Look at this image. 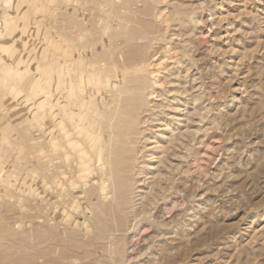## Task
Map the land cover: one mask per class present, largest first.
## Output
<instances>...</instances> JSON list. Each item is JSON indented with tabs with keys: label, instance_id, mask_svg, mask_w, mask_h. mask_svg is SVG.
I'll list each match as a JSON object with an SVG mask.
<instances>
[{
	"label": "rangeland",
	"instance_id": "rangeland-1",
	"mask_svg": "<svg viewBox=\"0 0 264 264\" xmlns=\"http://www.w3.org/2000/svg\"><path fill=\"white\" fill-rule=\"evenodd\" d=\"M194 2L0 0V264H94L89 258L83 261L74 258L77 249L73 242L76 243L77 238L71 233L75 232L77 223L73 222L72 209L62 211L69 225L61 231L64 245L58 243L59 250L52 243L48 247L47 241L53 235L45 231L43 223V107L40 96L43 67L48 62L57 64L62 25H67L68 33L81 27L78 14H87V21L82 26L92 27L85 42L94 38L100 41L96 20L100 25L113 19H116L114 23L120 20L132 33L144 32L157 37L152 45L143 40V43H132L125 49L130 53L134 48L133 53L150 56L147 73L150 72L155 94H159L150 99L156 117L154 115L155 120L151 122L153 128L150 126L151 130L145 131L149 139L146 136L143 145L148 163L153 160L148 180L152 182L157 178L153 185L158 186L166 169L170 173L166 178H172V173L182 165L173 177L171 192L175 197H178L177 192L179 197L185 196L183 207L191 211L190 218L184 217L186 225H177L184 219L183 211L177 207L176 213H182L175 218L178 227L172 224L176 226V233L171 234L175 237H164V241L171 242L164 244L166 254L171 251L175 255L169 252L172 261L168 260L166 264H264V0H207L205 7L210 8L206 12L211 14L207 16L209 25L212 24L210 27L200 25L204 19L203 8L196 7ZM82 7L91 11L77 13ZM193 19L200 23L194 24ZM111 29L108 37L111 33L116 34L114 28ZM200 30L205 38L199 36ZM101 50L96 51L97 54L108 60L112 54L103 47ZM184 56L192 57L190 65H187L188 60L182 61ZM211 59L216 60L214 69ZM186 66H190L187 73ZM198 71L202 72V83L197 78ZM192 96L199 97L200 101L195 104ZM167 102L172 104L171 108ZM182 134L186 138L180 136ZM198 136V139H204L201 144L204 157L202 161L191 160L187 167L180 156L187 152L186 142L188 148L199 146ZM150 153L155 158H151ZM165 155L172 160L166 159ZM157 157L165 162H160ZM199 162L202 171L197 168ZM184 165L188 171L183 170ZM148 186L144 192L150 190L151 184ZM195 208L199 214L191 219ZM141 237L137 245L140 251H136L134 262L148 264L150 261L151 264L159 261L158 253L149 254L152 245L147 243V235ZM86 243L87 239H84L82 244L88 246ZM84 246L82 250L86 255L89 246ZM149 257H153L152 260Z\"/></svg>",
	"mask_w": 264,
	"mask_h": 264
},
{
	"label": "bare ground",
	"instance_id": "bare-ground-1",
	"mask_svg": "<svg viewBox=\"0 0 264 264\" xmlns=\"http://www.w3.org/2000/svg\"><path fill=\"white\" fill-rule=\"evenodd\" d=\"M194 1L197 3V6L192 3L193 6L195 5L196 7L203 8L201 10V15L204 19L203 23L201 22L200 25L204 24L205 26V24H208L210 27L212 24L209 25L211 22L207 16L211 14L206 13L210 11V8H206L207 6L205 7L207 0ZM87 10L91 11V9L82 7L77 10V13L79 11L85 13ZM77 20L81 24V27L69 33L67 31V25H62V31L59 36V56L57 58V64L53 65L52 62H48L44 65L43 83L42 86H40V96L43 107V112L41 114V126L43 130V223L45 231L53 235L50 237L47 234L51 238L47 241L48 247L51 243L56 249L58 243L64 245L61 231L63 232V229L66 225H69V223L66 222V220L68 221L67 216H63L62 211L70 208L74 213L73 222L77 223L75 232L71 233L77 238L76 243L73 242V245L75 244L76 246H74L75 249H77V254L75 253L76 256H74L76 260L83 261L89 258V261L94 264H132L135 261L134 256L138 250L137 245L142 238L141 236L147 235L149 239L147 243L149 242L152 245L149 254L153 256L155 254L157 255V253L159 254V261L156 260V262L151 264H166V261L170 260L171 262L172 260L171 255L168 254L171 251H167L168 253L166 254L164 244L171 242H169L170 240H165V242L164 237L173 239L175 236L173 237L174 234H171L175 232L174 227L179 224L181 226L186 225L185 221L187 220L184 217L187 215L189 217L191 211L190 208L183 207L186 201V199H184L185 196L183 198L180 196V198L177 192L178 197H175L173 196L174 193L172 194L171 192L173 182L175 181L173 177L177 176L175 173L182 165L180 167L178 166L174 173H172V169L171 173L174 174L172 178H166V174L170 173L167 172L168 170L166 169L164 174L162 172L164 169H162L161 172L164 176H161L162 178L160 177L158 180V186L154 187L153 185L155 183L153 181L155 179L157 180V178L152 182H150V179L148 180L149 175H151V166H153L150 163L153 160L149 159L151 162L148 163L147 155H144L143 145H145L144 142L149 139L145 131L150 128L152 125L151 122L155 120V118H153L155 115L153 112L154 105L150 104V99L159 94H155L153 83L150 82V72L147 73L150 56L138 52L133 53L134 48L130 53H127L125 49V47H128L132 43H143V40H145V43L148 45H152V41L156 40L157 37H151V35H147L144 32V34L142 32L132 33L130 32L131 29L128 30L126 25L124 26V23L120 20L114 23L116 19H113L108 24L104 25H100V21L96 20L95 24L99 25L98 30H100L98 33L100 41L97 42L94 38L92 41L85 42V36L89 30H92V27L88 25H86V27L82 26L87 21V14L86 16L78 14ZM199 21L194 20V24H198ZM212 23L214 24V22ZM209 27L207 28L209 29ZM111 28H114L113 30L116 34L111 33L108 37V30H112ZM119 28L121 29L119 30ZM199 32V36H203V32H201V30ZM203 38H205V36H203ZM102 47L112 54L111 57L109 56L108 60L101 59L99 54H97L98 52H96H102ZM206 51L208 52V48ZM183 52H185L184 49ZM131 53L133 54L130 55ZM115 54H117V56L113 57ZM187 55L190 56L188 53ZM190 59L184 56V60L182 61L186 62L188 60L187 65H190L192 60ZM215 61H211L212 67L213 63L216 64ZM185 64L183 63L182 65ZM198 68L199 67L196 69L199 70L200 68ZM200 72H197V74H199L197 78L202 83V72ZM181 76L182 74H180V77ZM197 94L199 95V93ZM199 97H194V100H196V102L194 101L195 104L200 101V99H198ZM168 104L169 108H171L172 104ZM156 114L158 115V112ZM167 123L164 124L168 126ZM152 126L151 128H153ZM199 132L200 129L197 131V135H199ZM180 136L184 135L182 134ZM185 136L184 138L187 137ZM198 138H200V136L197 137L199 146L196 148H193V146L191 148V146H189L190 148H188L189 144L186 142V151L188 153L183 152V154L179 152L181 155L183 154L182 156L177 153L178 156L184 159V164L185 162L186 164L189 163L191 160L202 161L204 150L201 144H203L204 139ZM197 140L195 137L194 141L196 142ZM169 147L170 146H168V148ZM155 152L157 151L155 150ZM153 153H150L151 158H155L152 157ZM165 156L166 159L169 157L168 155ZM157 158L160 161V158ZM157 158L155 161H158ZM174 158L177 157L175 156ZM177 159L180 160L179 158ZM160 162L165 161L161 160ZM161 166L163 167V165ZM175 167L174 165V168ZM187 167L183 170L188 171L185 170ZM191 168L192 167H190V170ZM197 168L199 171H202V164L200 163ZM179 172L181 174V171ZM158 174L160 175V173ZM152 177L153 176H151V178ZM167 180L170 181L167 182ZM199 183L200 182L197 184L201 185V183ZM150 184V190L144 192V188H148ZM186 194V196H188V193ZM178 206V209L183 211L182 217L184 219L178 221L179 223L177 222L176 225L174 222L177 219L175 218L179 217L177 215L182 213L181 211L177 212L178 214L176 213ZM191 208L194 207L192 206ZM197 208L200 209L198 206ZM195 211V213L193 212L194 214L190 215L193 216L191 219L196 217L195 214L197 213V209ZM198 212H200V210H198ZM162 215L165 219H162ZM200 222H202V220L199 221V223ZM172 224L176 226H172ZM186 227L187 226H185V228ZM201 237L200 234V238ZM198 238L199 237L196 239ZM84 239H87L86 244L89 246L86 255L82 250L84 246L82 241H84ZM88 246L85 245L84 247L87 248ZM52 251L53 250H50L51 253H55ZM171 253L173 254V252ZM55 254L58 255V253ZM149 258L152 260L153 257ZM89 263L90 262H88V264ZM147 263L149 264L150 261ZM171 264L174 263L172 262Z\"/></svg>",
	"mask_w": 264,
	"mask_h": 264
}]
</instances>
